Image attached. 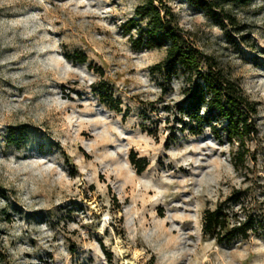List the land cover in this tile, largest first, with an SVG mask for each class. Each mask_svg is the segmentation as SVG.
Masks as SVG:
<instances>
[{
	"label": "rangeland",
	"instance_id": "1",
	"mask_svg": "<svg viewBox=\"0 0 264 264\" xmlns=\"http://www.w3.org/2000/svg\"><path fill=\"white\" fill-rule=\"evenodd\" d=\"M145 1L0 0V264H264L263 234L202 232L237 191L264 218V0H154L255 103L239 169L222 124L175 121L190 82L155 68L166 47H133Z\"/></svg>",
	"mask_w": 264,
	"mask_h": 264
},
{
	"label": "trees",
	"instance_id": "2",
	"mask_svg": "<svg viewBox=\"0 0 264 264\" xmlns=\"http://www.w3.org/2000/svg\"><path fill=\"white\" fill-rule=\"evenodd\" d=\"M234 1L245 3L247 0ZM134 16L135 18L128 19L124 25L127 32L137 25L139 18H147V28L133 40V47L151 49L165 46V59L156 63L155 68L163 69L168 79L179 71L190 82L191 86L183 89L184 102L176 105L174 112V115H178L175 121L181 125V130L198 135L208 127L219 138L221 129L228 142H238L233 155V166L239 169L247 154L244 148L245 139L258 133L252 119L256 112L255 103L246 97L240 86L223 69L216 66L211 57L202 55L196 49L187 48L181 42L170 9L156 5L154 0H146L135 7ZM228 18L233 19L231 16ZM71 58L80 63L86 61L83 53L72 55ZM202 63L206 69H203ZM218 124H222L220 129ZM129 159L137 173L145 169L147 163L144 158L135 159L131 156ZM236 193L228 197L227 201L220 202L214 209H205L203 212L202 232L213 236L217 243L235 237L247 238L250 234L264 235L262 214L251 208L243 211L244 216L241 217L238 211L231 209L228 202L240 200L241 192Z\"/></svg>",
	"mask_w": 264,
	"mask_h": 264
}]
</instances>
